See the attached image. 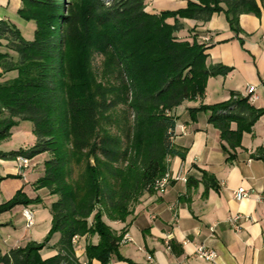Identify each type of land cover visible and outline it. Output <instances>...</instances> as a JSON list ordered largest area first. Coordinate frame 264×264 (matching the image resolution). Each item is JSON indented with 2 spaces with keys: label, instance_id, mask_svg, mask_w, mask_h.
Returning <instances> with one entry per match:
<instances>
[{
  "label": "trees",
  "instance_id": "obj_1",
  "mask_svg": "<svg viewBox=\"0 0 264 264\" xmlns=\"http://www.w3.org/2000/svg\"><path fill=\"white\" fill-rule=\"evenodd\" d=\"M215 12H223L239 33L240 15L260 16L261 7L257 0H187L184 8L149 13L143 0H115L110 6L103 0H21L18 15L35 23L31 40L0 20V46L6 48L0 51V76L16 72L0 81V142L18 121H30L34 144L11 155L47 153L35 188L56 196L44 239L7 252L0 248V264H82L73 238L94 235L98 241L86 244L85 264L112 259L136 264L120 254L124 231L117 234L104 216L125 221L141 195L154 192L152 183L168 170V157H184L172 142L175 119L169 111L203 96L208 78L231 68L207 65V43L174 33L180 18L207 22ZM169 17L174 24L166 22ZM95 53L101 57L97 74ZM198 111L209 113L208 121L229 148L237 147L242 132L264 114L238 92L190 109ZM202 173L205 181L213 180ZM41 203V197L19 190L0 204V214ZM54 234L58 252L43 258L40 251Z\"/></svg>",
  "mask_w": 264,
  "mask_h": 264
},
{
  "label": "crops",
  "instance_id": "obj_2",
  "mask_svg": "<svg viewBox=\"0 0 264 264\" xmlns=\"http://www.w3.org/2000/svg\"><path fill=\"white\" fill-rule=\"evenodd\" d=\"M143 2L149 13L175 11L187 5V0ZM257 2L261 15L241 14L239 33L231 30L223 12L213 13L207 22L179 19L181 27L174 33L178 39L191 41L196 38L201 42L203 35H209L206 64H222L231 70L225 75L210 76L203 96L185 100L169 111L175 119L172 142L184 157H168V170L172 176L178 174L181 179L173 180L162 193H143L123 222L104 216L117 234L124 231L123 237L128 239L122 238L120 254L136 264H264V159L259 157L264 153V114L250 131L242 132L237 147L229 148L221 140L219 130L208 121V112H190L201 105L226 101L232 92L244 95L247 86L255 87L256 98L250 104L264 109V8L259 0ZM20 7L21 0H0V20L15 25L25 39L31 40L35 23L18 15ZM166 22L174 24L175 18L169 17ZM5 50L4 45L0 46V51ZM10 53L15 56L14 52ZM15 75V71L2 73L0 81ZM20 123L18 121L11 128L9 138L14 130L21 129L12 130ZM236 127V122H231V130ZM30 131V142L4 147L0 144V152L4 154L0 155V204L10 200L19 190L29 198L39 196L46 203L17 205L0 214V248L3 252L28 241L41 242L51 227L49 205L56 196L49 195L44 188H35L48 154L29 158L30 166L24 172L18 169L15 155H11L34 144L33 125ZM229 153L233 154L230 160L227 159ZM202 171L213 180L202 179ZM238 187L248 189L249 195L237 200L233 192ZM24 208L33 211L31 227L25 225ZM235 214L241 216L237 221L238 230L227 221ZM58 237L54 234L49 245L41 249L43 258L57 254L54 245ZM97 241L96 235L77 237L75 255L82 264L86 263V244ZM201 244L215 251L213 260L196 254L195 249ZM92 264L99 263L93 260ZM108 264L126 263L112 259Z\"/></svg>",
  "mask_w": 264,
  "mask_h": 264
},
{
  "label": "built area",
  "instance_id": "obj_3",
  "mask_svg": "<svg viewBox=\"0 0 264 264\" xmlns=\"http://www.w3.org/2000/svg\"><path fill=\"white\" fill-rule=\"evenodd\" d=\"M115 0H103L104 4L106 6H110L113 4ZM211 37L209 35H203L201 37V42L208 43L210 41ZM255 87L254 86H247L245 90L244 96H247L249 102L254 101L256 98V95L254 94ZM17 160V167L21 172H24L27 168L30 166V159L28 157L18 155L16 157ZM168 161V159H167ZM181 179L178 174L175 176H172L169 170H166V172L161 176L156 178L152 183V188L154 191L162 193L166 190V188L171 184L173 180ZM182 180H185V178H182ZM249 190L244 187H238L236 190H234L233 195L237 200H241L242 198H245L249 195ZM22 214L25 217L26 221V227H31L34 224V214L33 211L29 208H24L22 210ZM240 214H235L232 216H229L227 218V221H229L233 228L238 230L239 226L237 224V221L240 219ZM77 237L73 238V242H75ZM128 238L126 236L123 237V240H127ZM166 244L168 246V241H166ZM195 252L197 255L205 258L206 260H213L216 257V253L214 250L207 248L203 244L198 245L195 249ZM150 259V257H149Z\"/></svg>",
  "mask_w": 264,
  "mask_h": 264
},
{
  "label": "rangeland",
  "instance_id": "obj_4",
  "mask_svg": "<svg viewBox=\"0 0 264 264\" xmlns=\"http://www.w3.org/2000/svg\"><path fill=\"white\" fill-rule=\"evenodd\" d=\"M262 8H264V7H262ZM23 32H25V30H23ZM100 61H101V57L99 55H97V53H95L94 56H93L92 65H93L94 72L96 74H97V71H98L99 66H100ZM31 127H32V123L30 121L21 120L20 125L18 127H14L12 130L17 129V128H21V129L14 130L12 138L11 137L10 138L7 137V138L3 139L0 142V144L4 147V146H8V145H10L12 143H16V144L19 143V145H22V143L24 141H29L30 142L31 141V136H30V134H31L30 128ZM91 163H92V160H91ZM52 196H55V195H52ZM43 201L46 203L45 200H43Z\"/></svg>",
  "mask_w": 264,
  "mask_h": 264
}]
</instances>
